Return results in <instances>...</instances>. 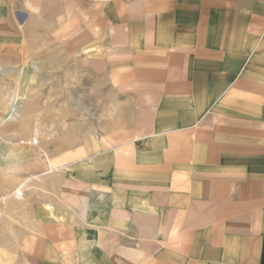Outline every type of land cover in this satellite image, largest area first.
I'll list each match as a JSON object with an SVG mask.
<instances>
[{"label":"crops","instance_id":"1","mask_svg":"<svg viewBox=\"0 0 264 264\" xmlns=\"http://www.w3.org/2000/svg\"><path fill=\"white\" fill-rule=\"evenodd\" d=\"M27 3L34 45L40 19L77 33L81 63L140 105L143 126L35 176L0 221V264H264V0ZM7 16L0 30L16 31Z\"/></svg>","mask_w":264,"mask_h":264},{"label":"rangeland","instance_id":"2","mask_svg":"<svg viewBox=\"0 0 264 264\" xmlns=\"http://www.w3.org/2000/svg\"><path fill=\"white\" fill-rule=\"evenodd\" d=\"M30 1L0 0V17L7 18L9 11L18 23L14 32L0 30V37L20 38L24 45L22 54L0 49V221L12 224L15 188L24 183L22 194L30 197L37 192V182L32 179L45 173L48 160L59 161L65 149L90 138L114 135L122 141L132 139L140 135L143 126V119L138 118L140 105L118 103L117 97L126 101V96L104 86L101 76L81 63L77 33L63 38L61 23L40 19L34 24L38 28L34 45L32 26L19 27ZM137 93L132 90L131 97L136 98ZM13 104L19 109L16 118L10 110ZM32 142L29 150H24L23 146ZM16 170L21 172V180ZM54 171L57 169L50 173Z\"/></svg>","mask_w":264,"mask_h":264},{"label":"bare ground","instance_id":"3","mask_svg":"<svg viewBox=\"0 0 264 264\" xmlns=\"http://www.w3.org/2000/svg\"><path fill=\"white\" fill-rule=\"evenodd\" d=\"M16 98V97H15ZM16 99H14L13 101H15ZM19 101V100H18ZM17 103V102H16ZM17 109L18 108H16V106L13 104L12 105V109H10V110H12V112L14 113V114H12L13 116H12V118L13 117H15V116H17V112L19 111V109H18V111H17ZM11 113V112H10ZM18 114H19V112H18ZM16 118V117H15ZM29 140V139H28ZM36 140V139H35ZM35 140H33V141H35ZM31 141V140H30ZM37 141V140H36ZM33 144V142L31 143V145ZM35 144H39L38 143V141L35 143ZM34 144V145H35ZM39 147V146H38ZM39 151V150H38ZM48 168H49V170H48V172H50V171H53V170H55V169H57V166H56V163L55 162H53V161H51V160H48ZM35 177V176H34ZM22 190H23V186L21 185V186H19L16 190H15V192L12 194L13 195V197L14 198H17V197H20L21 195H22ZM23 196V195H22ZM8 198V197H7ZM10 198H11V195H10ZM21 198V197H20ZM4 199V198H3ZM5 200V202H6V198L4 199ZM8 200V199H7Z\"/></svg>","mask_w":264,"mask_h":264}]
</instances>
